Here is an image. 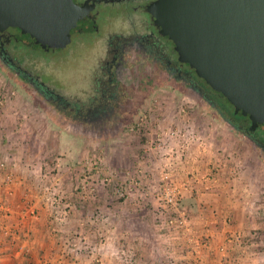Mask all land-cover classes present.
<instances>
[{
  "label": "crops",
  "instance_id": "0c3cea01",
  "mask_svg": "<svg viewBox=\"0 0 264 264\" xmlns=\"http://www.w3.org/2000/svg\"><path fill=\"white\" fill-rule=\"evenodd\" d=\"M41 107L33 108L28 104L21 111L31 109L35 112L34 116L41 119L44 115ZM10 108L12 106L9 103L0 106L1 121ZM172 108L168 107V110ZM179 112L181 116L183 110ZM182 122L183 119L169 125L168 121L165 133L169 141H178L170 138V135H181L180 131L185 130ZM14 124L11 129H5L0 124V181L3 183L5 173H11L16 189L11 200H7L9 197L4 193L5 188L0 185V203L5 212H8L0 216V230H3L0 232V264H264V197L262 193L256 195L254 191H264L261 187L264 182H247L245 171L238 172L227 165L221 168V155L226 152L222 143L226 136L221 133L210 135L215 142L212 155H207L210 150L200 155L199 149L193 148L198 144L197 137L192 136L189 137L192 147L188 146L185 158H181L179 154L173 157L168 152L167 157H162L161 166L154 165L153 151H135L136 155L133 156L140 160L132 168L135 175L130 173L134 179L130 185L133 191L126 198H116L118 193L121 195L123 191L130 189L128 183L122 182L125 174L121 175V167L116 170L121 181L112 191L101 187L104 195L101 193V198L93 201H87L90 198L84 197L77 199L74 193H70L74 197L66 203L70 206L69 209L58 207L61 209L59 210L53 206L48 208V203L38 199L39 196H32L35 200L32 207L37 209L38 214L35 221L32 218L25 219L23 215L26 210L24 197H29L23 193L35 183L31 182L33 175L38 178L47 169H42L37 150H33V153L32 150H27L32 149L30 144L38 140L34 133L38 131L35 130L28 140L30 144L26 143L25 146L18 142L19 145L15 143L16 138L28 130L23 125L21 127L20 122ZM49 128L50 131L46 134L51 136L53 128L50 123ZM184 136L188 137L187 133ZM123 141L121 135L113 138L112 142L116 147L113 152L119 150L121 153L126 150L122 146ZM108 142L111 141L108 139L106 145ZM44 143L50 150L54 139H45ZM56 145L57 148L58 141ZM192 149H196V152ZM230 157L233 158L232 153ZM2 165L6 171H2ZM167 165L177 182H183L188 173L193 172L192 176H195L191 179V182H196L194 184L184 181L188 189H191L186 198L194 197L195 200V207L186 209L194 224L193 230L187 233L181 227L173 230L174 232H165L159 225L155 226L158 219L161 222L160 212L159 217L153 213V207L158 206V201L150 198L153 195L150 190L154 192L157 188L153 184L154 174L162 173ZM214 170L220 172L219 176L216 177L215 174L211 180L208 179ZM158 178L160 179L159 176ZM86 190L90 188L87 187ZM3 196L10 204L7 208ZM26 232L28 233L25 234ZM81 239L84 240L82 244ZM93 240L99 247H89L92 244L89 241Z\"/></svg>",
  "mask_w": 264,
  "mask_h": 264
},
{
  "label": "rangeland",
  "instance_id": "374dc122",
  "mask_svg": "<svg viewBox=\"0 0 264 264\" xmlns=\"http://www.w3.org/2000/svg\"><path fill=\"white\" fill-rule=\"evenodd\" d=\"M101 12V34L103 35L100 40H98V37L93 36H78L65 49L50 52L37 47H17L13 49L15 58L19 60L24 69L34 76H38L42 83L53 91L66 97L85 99L87 95L82 92L88 94L92 92L91 80L93 73L98 68L100 59L102 61L105 58L107 33L117 35L129 33L131 30L129 20L135 21L140 18V14L134 9V4H109L103 6ZM126 65H129L126 76L133 79V84L128 88V91H125L121 101L122 105L117 107L116 114L110 109L106 111L104 115L106 123L91 125L87 122L75 120L61 107H58L56 103L46 101L32 85L21 79L0 61V106L7 103L12 106V108L6 110L8 112L7 116L2 117L4 119L3 121L0 120V124L5 129H11V126L17 122H20L21 127L22 125L26 127L25 129L28 132L19 134V138L15 140V143L19 144L18 142H21L25 146L26 143H29L28 140L31 139L33 132L37 130L39 134L34 133L37 134L36 139L38 140L33 142L32 145L29 143L32 149L27 148V150H32V153L33 150H37V153L40 154L42 169H47V172L39 174L38 178L33 175L31 182L35 181V183L30 190L23 193L24 196H29L28 198L24 197V201L27 202H25L26 206L24 208L26 210L23 213L25 219H37V209L32 207L35 203L32 196H39L38 199L48 203V206L46 205L48 208L53 206L56 208L61 207L64 210L69 209L70 206H67L66 203L74 197L70 193H74L77 199L78 197L79 199H83L82 197L90 198L87 201L101 198V193L104 195V191L101 192V187L112 191L117 183L121 181V178L116 174V170H119L120 167L122 169L120 171L123 173L121 175L125 174L122 182L128 183L130 186L135 175L132 168L137 160H140V158L133 156L136 155L135 151H153L155 155L154 165L161 166L162 157L168 156L169 149L165 147L168 146L178 150L183 143L180 140L169 141L165 133L168 121L169 125H172L173 122L182 121L183 119L182 124L185 130L180 131V134L187 133L189 137H197L198 144L194 145L193 148L199 149L200 155L209 150L210 153L207 155H212L211 151L215 150V142L212 141L214 139L210 135L215 136L216 133H221L226 136L224 138L226 140L222 142L226 152L221 155V160H223L221 168L223 169L227 165V167L234 168L238 172L245 171L244 176L247 182H264V149L256 144V141L264 144L263 128H259L255 132L254 138L256 141H253L248 138L244 131L240 132L227 123L218 113L215 104H208L202 97L190 90L187 85L183 86L182 83H177L172 78L166 79V77L163 81L160 80L157 83L155 82L156 78L151 79L149 77V72L147 74L140 72L137 76H133L131 74L134 73L135 67L130 61ZM137 81L140 82L139 86ZM214 95L216 96L215 93ZM217 100L223 107L228 108L232 114L234 113V109L226 99ZM28 104L33 108L44 107H41V113H44L42 120L37 119L38 116H34L35 112L31 109L21 111V108L28 106ZM168 107L173 108L168 110ZM179 110H183L181 116ZM24 123H26V126ZM49 123L53 128L51 136L46 134L50 131ZM117 135H121L124 139L122 146L126 150L121 153L119 150L116 153L113 152L115 146L112 141ZM50 138L54 139V143L49 150L48 147L46 148L44 141ZM108 139L111 142L106 145ZM57 141L59 145L56 148ZM101 141L103 142L101 143ZM190 141H186L184 145L192 147ZM19 148L22 151V146ZM193 152H196V149ZM230 153H232L233 158L230 157ZM160 166H158V169ZM165 167H169V165ZM217 172L215 170L211 172L208 179L211 180L215 174L216 177L219 176L220 172ZM130 173L133 176H130ZM7 175L12 180H7L5 177ZM192 175H194L193 172L186 174L184 181L191 182V178H195ZM153 177V184L157 188L154 192L150 190L153 193L150 198L153 197L156 200L163 184L161 172L160 174L155 173ZM236 177L238 176L236 175ZM3 179V183L0 181V185L5 188L4 193L6 197H9L7 198L9 200L16 191L15 186H13V175L11 173L4 174ZM242 181H245V179H242ZM138 182L140 181L138 180ZM89 183H91L90 186ZM78 184L79 186H77ZM73 185H75V188H73ZM87 187L90 190H86ZM261 187L264 188L263 185ZM132 191L133 187L130 186V189H126L121 195L118 193L116 198H126L130 195L129 192ZM189 191L191 189H188L184 198H186ZM254 191L256 195L262 193V197H264L263 190L256 189ZM6 197L3 196L2 198L4 205L7 203L5 205L7 208L10 204L8 205ZM60 199L63 202L59 206L56 201H60ZM188 207L192 208V205L182 206V208L173 211L175 212L173 219H177L178 224L170 225L169 222L167 223L163 211V215H160L161 222L158 219L155 226L159 225L165 232L177 230L180 227L185 233L189 230L192 231L194 224L186 210L189 209ZM33 209H35V213H33ZM5 211V209L0 210V216L3 213H8ZM153 211L158 216L159 205L153 207ZM182 219L186 220V223L180 224ZM94 240L89 241L92 242L89 247H99ZM82 243H84V240H82ZM85 245L87 246V242ZM97 258L101 259L99 255H97ZM95 264H101V262H95Z\"/></svg>",
  "mask_w": 264,
  "mask_h": 264
},
{
  "label": "water",
  "instance_id": "95a60500",
  "mask_svg": "<svg viewBox=\"0 0 264 264\" xmlns=\"http://www.w3.org/2000/svg\"><path fill=\"white\" fill-rule=\"evenodd\" d=\"M148 11L235 116L249 118L252 131L264 125V0H153ZM86 15L73 0H0V33L14 28L43 49L66 48Z\"/></svg>",
  "mask_w": 264,
  "mask_h": 264
},
{
  "label": "flooded vegetation",
  "instance_id": "af4514ba",
  "mask_svg": "<svg viewBox=\"0 0 264 264\" xmlns=\"http://www.w3.org/2000/svg\"><path fill=\"white\" fill-rule=\"evenodd\" d=\"M73 1L75 4L85 7L87 15L78 20L77 26L70 31L72 43L74 38L78 36H93L98 37V40L101 39L103 35L101 34V8L105 5L134 4L135 11L140 14L138 20H129L131 29L129 33L120 35L107 33L105 58L102 61L100 59L98 68L93 73L92 92L90 94L82 92L87 95L85 99L61 95L43 84L38 76H34L23 68V65L15 58L13 49L17 47L43 48L41 45L33 43L29 35L22 34L18 29L9 28L0 33V61L21 79L32 85L46 101L56 103L75 120L99 125L106 123L104 115L107 110L110 109L116 114L117 107L122 105L121 101L125 91H128V88L133 84V79L126 76L129 67L126 64L129 61L135 67L134 73L131 74L133 76H137L140 72L146 74L149 72V77L151 79L156 78L155 82L157 83L160 80L163 81L164 77L166 79L172 78L175 82L182 83L183 86L187 85L190 90L210 105L217 102V99H225L198 78L188 64L180 61L175 45L168 37L161 34V30L155 25V20L148 11L153 0ZM43 50L50 52L57 49ZM137 85H140L139 81H137ZM230 121L238 124L237 128L244 131L248 138L253 141H255V132L259 128L264 129L263 125L256 131H252L251 122L247 117L234 115ZM228 123L230 124V122Z\"/></svg>",
  "mask_w": 264,
  "mask_h": 264
},
{
  "label": "built area",
  "instance_id": "2783aa9c",
  "mask_svg": "<svg viewBox=\"0 0 264 264\" xmlns=\"http://www.w3.org/2000/svg\"><path fill=\"white\" fill-rule=\"evenodd\" d=\"M170 138H176L178 140H180V142H183L181 144L180 149H174L171 147H165L168 148L169 151L171 153V156L175 157L177 154L180 155L181 158H184L186 155V152H188V146L184 145L186 141H189L191 139H189L188 137H185L184 135H180V136H175L173 133L170 135ZM181 137V139L179 138ZM194 137V136H193ZM175 154V155H174ZM2 171H6V168L4 165L1 166ZM5 174H9V173H5ZM7 180H10L11 177L9 175L5 176ZM192 179V178H191ZM12 180V179H11ZM161 180L163 182L162 187L159 191V193L157 194V201H158V205H159V212L160 215H163V211L164 212H170L171 210H178V206L181 202V200L184 198V195L186 194V192L188 191V185L183 181L181 182H177L174 180L171 171H169L167 169V167L164 168L163 172L161 173ZM63 202L62 199H60V201H56V204H61ZM0 210H4V208H2V205L0 203ZM35 213V212H33ZM179 221H177V219H171L169 220V224L170 225H174V224H178ZM186 223V220L182 219L180 221V224ZM3 232V230H0V232Z\"/></svg>",
  "mask_w": 264,
  "mask_h": 264
},
{
  "label": "trees",
  "instance_id": "16d2710c",
  "mask_svg": "<svg viewBox=\"0 0 264 264\" xmlns=\"http://www.w3.org/2000/svg\"><path fill=\"white\" fill-rule=\"evenodd\" d=\"M212 104L217 105V107H215L217 110H219V114H221L220 116L226 121V122H230V124L238 131L243 132L240 128H237L238 124L231 122L230 118L233 117L234 115L228 110V108L223 107V105H221L218 101L217 102H213ZM230 105V104H229ZM231 106V105H230ZM232 107V106H231ZM233 108V107H232ZM66 112V111H65ZM256 141V140H255ZM256 144L258 146H261L264 149V144L263 143H259L256 141ZM263 144V145H262ZM195 204V200L194 197H190L188 198H183L178 206V209L182 208V206H188V205H192L194 206ZM195 207V206H194ZM174 211V210H173ZM165 212V218H166V222L168 223L169 220L173 219L175 217V212ZM5 241V240H4Z\"/></svg>",
  "mask_w": 264,
  "mask_h": 264
}]
</instances>
